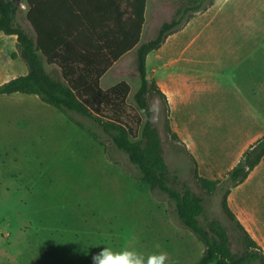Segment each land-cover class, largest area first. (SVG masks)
<instances>
[{
	"label": "crops",
	"instance_id": "1",
	"mask_svg": "<svg viewBox=\"0 0 264 264\" xmlns=\"http://www.w3.org/2000/svg\"><path fill=\"white\" fill-rule=\"evenodd\" d=\"M150 1L139 43L104 74L102 88L122 81L114 71L142 44ZM131 5L132 0H37L36 14L39 27H89V35L102 34L110 43L120 27H133ZM196 19L148 54L147 77L161 91L168 128L198 175L220 181L264 137V87L248 89L239 74L243 49L258 45L254 38L221 40L217 27L214 39H174ZM18 49L17 36L0 33V85L28 73L22 56H13ZM227 77L232 84L224 89L219 81ZM233 103L236 111L222 112ZM149 190L108 162L99 144L37 95H0V224L7 225L0 231V264H92L104 246L163 252L168 264L196 261L202 244L173 224L165 203ZM228 205L253 238L264 231V158L231 190Z\"/></svg>",
	"mask_w": 264,
	"mask_h": 264
},
{
	"label": "trees",
	"instance_id": "2",
	"mask_svg": "<svg viewBox=\"0 0 264 264\" xmlns=\"http://www.w3.org/2000/svg\"><path fill=\"white\" fill-rule=\"evenodd\" d=\"M36 1L29 0L31 10L27 15L33 26L35 34L33 38L14 25L18 6L11 0H0V33L17 36L18 48L28 66L26 75L0 85V95L17 92L37 95L44 103L57 109L69 123L99 144L108 162L119 166L128 177L147 186L150 191L159 188L174 199L183 229L191 232L204 247L202 255L190 264H241L242 260L236 259L230 249L227 232L221 223L211 221L207 227L202 225L200 220L204 213L202 200L187 188L180 195L164 183L163 177L168 167L161 151L159 133L155 129L143 130L145 141L138 140L143 125L141 110L147 112L145 96L149 87L162 96L157 84L147 77L146 58L150 52L158 49L170 34L178 31L181 23L176 20L165 23L156 39L141 46L139 50L141 87L135 96L138 105L136 108L128 102L131 92L128 82L121 81L109 89H104L101 86V78L116 60L139 43L142 26L145 23L147 0H132L133 27H120L118 38L110 43L102 34H97L95 38L89 35L87 33L89 27H39ZM193 10L199 12L201 8ZM90 28H100L102 32L103 27ZM44 61L60 69V80L53 78L46 71ZM73 114L92 119L106 133L112 132L113 144L117 150L124 152L130 164L138 169V177L127 172L117 160L110 158L107 145L93 132L88 131ZM172 136L177 140L176 135ZM263 158L264 137L244 154L242 160L223 180L211 181L200 177L195 171L196 179L207 192L225 188L224 211L243 233L247 246L258 252L253 253V257L259 255L262 264L264 250L232 212L228 205V196L234 187L247 180Z\"/></svg>",
	"mask_w": 264,
	"mask_h": 264
},
{
	"label": "rangeland",
	"instance_id": "3",
	"mask_svg": "<svg viewBox=\"0 0 264 264\" xmlns=\"http://www.w3.org/2000/svg\"><path fill=\"white\" fill-rule=\"evenodd\" d=\"M11 1L19 8L14 17V25L20 27L25 34L34 38L35 34L27 20L28 1ZM149 5L148 26L145 27L142 44L129 53L114 71L120 75L119 80L126 81L130 84L131 92L128 97V102L131 106L138 108L135 96L141 87L139 50L142 45L153 41L159 36V31L165 23H170L174 20L178 21L181 23V26H183L190 18L197 17L195 24L189 27L185 34H183L184 32L177 33L174 39H214L216 34L215 27L219 28V31L222 28L223 35L217 36V38L221 40L245 41L254 38L255 45H258V47L246 46L243 49V62L241 61L242 65L239 74H242L245 80L244 78H240V84H244L242 81L244 80L246 83L245 85L251 90H258L257 88L264 87V47L260 42H264V0H151ZM196 8H201V10L195 12L193 9ZM166 46L167 43L163 45V52H165ZM14 54L15 57L18 55L21 56L20 49ZM155 54L156 53H152L150 56L152 57V55ZM206 55L209 56V54ZM44 67L53 78L57 80L61 79V73L58 69L49 68L45 61ZM227 78L228 79L220 78L219 81V83L224 86V89L229 88L232 84L231 77ZM224 93H226V91H224ZM231 93L234 96V93ZM231 93H228L225 97H230ZM259 96L260 95L256 97ZM261 99H263L262 96ZM157 101L159 103V111L156 113L149 111L150 105ZM145 102L147 112H144L143 115L141 114L143 125L138 140L145 141L142 135L143 130L155 129L159 133L161 151L168 167V171L163 177L164 183L180 195L183 194L187 188L194 196L202 200L204 207V213L200 218L202 225L207 227L211 221L220 222L227 232L230 249L236 259L242 260L241 264H262L259 255L253 257V253L258 252L247 246L243 233L228 218L224 211L223 200L225 188L207 192L196 179V169L192 160L168 130L166 102L164 98L152 87H149V91L145 96ZM261 102L264 105V102ZM236 109L237 105L234 106V103L232 105L226 104L222 112L229 111L231 113L236 111ZM73 117L84 124L88 131L93 132L102 143L107 145L110 158L117 160L127 172L138 177V169L130 164L128 156L124 152L117 150L113 144L112 132L111 134L106 133L99 124L87 117L78 114H73ZM116 167L121 169L119 166ZM121 171L127 176L122 169ZM151 192L155 199L165 203L173 224L183 229V225L177 215L176 201L170 198L167 193L162 192L159 188H154L150 193ZM0 231L6 232L7 225L0 224ZM253 236L259 246L261 248L264 247V231L259 229L256 234L253 233Z\"/></svg>",
	"mask_w": 264,
	"mask_h": 264
},
{
	"label": "clouds",
	"instance_id": "4",
	"mask_svg": "<svg viewBox=\"0 0 264 264\" xmlns=\"http://www.w3.org/2000/svg\"><path fill=\"white\" fill-rule=\"evenodd\" d=\"M149 111L153 113L159 111L158 101L150 105ZM141 114H144L143 110H141ZM92 264H168V255L163 252L145 255L135 248L127 246L119 249L104 246L92 256Z\"/></svg>",
	"mask_w": 264,
	"mask_h": 264
}]
</instances>
